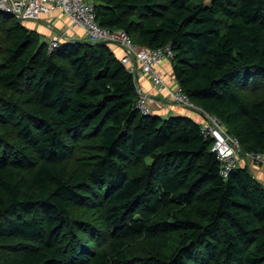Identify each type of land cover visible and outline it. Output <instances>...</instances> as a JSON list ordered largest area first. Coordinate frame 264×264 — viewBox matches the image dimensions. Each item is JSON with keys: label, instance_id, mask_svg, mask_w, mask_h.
I'll return each instance as SVG.
<instances>
[{"label": "trees", "instance_id": "trees-1", "mask_svg": "<svg viewBox=\"0 0 264 264\" xmlns=\"http://www.w3.org/2000/svg\"><path fill=\"white\" fill-rule=\"evenodd\" d=\"M93 3L136 45L171 44L193 103L264 154V0ZM138 98L108 43L50 52L0 10V264H264V186L223 177L194 117Z\"/></svg>", "mask_w": 264, "mask_h": 264}, {"label": "built area", "instance_id": "built-area-1", "mask_svg": "<svg viewBox=\"0 0 264 264\" xmlns=\"http://www.w3.org/2000/svg\"><path fill=\"white\" fill-rule=\"evenodd\" d=\"M0 10L22 21H39L47 14L62 11L69 17L71 26H78L84 30L85 39L122 46L125 54L120 60L133 74L137 84L139 98L136 108L144 115L154 114L150 105L152 96L145 93L139 84L141 77L150 76L155 89L159 93H166L168 104L196 111L200 119L195 120L200 123L203 135L213 141L211 151L218 156L223 177L227 178L239 166V162L252 161L256 165L264 164V154L242 152L239 138L228 132L219 117L195 105L178 82L172 86L157 72V67L164 60L174 58L175 52L171 44L156 48L136 45L125 30H111L101 26L96 19L94 3L86 0H0ZM67 39L62 35L49 37L47 40L49 51H55L62 41Z\"/></svg>", "mask_w": 264, "mask_h": 264}, {"label": "crops", "instance_id": "crops-1", "mask_svg": "<svg viewBox=\"0 0 264 264\" xmlns=\"http://www.w3.org/2000/svg\"><path fill=\"white\" fill-rule=\"evenodd\" d=\"M87 2H93V0H87ZM28 24L31 29L36 30L42 35L43 38H49L51 36H65L68 38L66 41H76L79 39H85V32L78 26H71L69 17L62 11H55L43 16L39 21H29ZM117 58H121L125 54V50L118 44H109ZM157 72L168 82V84L175 86L177 81L173 73V64L171 60H164L158 67ZM139 84L145 93L152 96L150 105L152 111L156 115L162 117L174 116V115H189L194 119H200V115L196 111L181 108L176 105L168 104L166 93H159L150 78V76H143L139 80ZM244 166H248L255 176V179L264 186V165H256L252 161L244 163Z\"/></svg>", "mask_w": 264, "mask_h": 264}, {"label": "rangeland", "instance_id": "rangeland-1", "mask_svg": "<svg viewBox=\"0 0 264 264\" xmlns=\"http://www.w3.org/2000/svg\"><path fill=\"white\" fill-rule=\"evenodd\" d=\"M86 1H87V0H86ZM28 22H29L28 20H23V23L26 24L27 26H28ZM47 40H48L47 38H46V39L44 38V41H47ZM63 42H67V41H62V43H63ZM62 43H61V44H62ZM243 164H244V163L239 162V167L244 166ZM262 164H263V163H262ZM263 165H264V164H263ZM135 245H136V246H144V245L142 244L141 241H139V242H135ZM139 251H140V250H139ZM145 256H147V254L143 255L142 258H144ZM142 258H141V259H142ZM141 259H140V260H141ZM140 260L137 261V264H141V261H140Z\"/></svg>", "mask_w": 264, "mask_h": 264}, {"label": "water", "instance_id": "water-1", "mask_svg": "<svg viewBox=\"0 0 264 264\" xmlns=\"http://www.w3.org/2000/svg\"><path fill=\"white\" fill-rule=\"evenodd\" d=\"M30 25L28 24V27H29Z\"/></svg>", "mask_w": 264, "mask_h": 264}]
</instances>
